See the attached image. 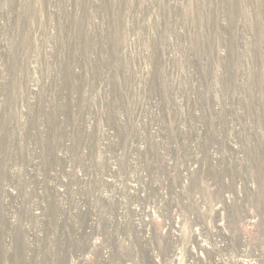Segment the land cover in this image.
I'll return each mask as SVG.
<instances>
[{"label":"built area","instance_id":"built-area-1","mask_svg":"<svg viewBox=\"0 0 264 264\" xmlns=\"http://www.w3.org/2000/svg\"><path fill=\"white\" fill-rule=\"evenodd\" d=\"M204 86L193 94L197 119L174 126L184 142L154 121L155 109H117L112 121L78 127L16 121L9 109L0 122L7 250L21 244L25 264H181L187 234L224 241L233 218L258 222L262 127L239 126V91ZM259 99L250 111H262Z\"/></svg>","mask_w":264,"mask_h":264},{"label":"rangeland","instance_id":"rangeland-1","mask_svg":"<svg viewBox=\"0 0 264 264\" xmlns=\"http://www.w3.org/2000/svg\"><path fill=\"white\" fill-rule=\"evenodd\" d=\"M214 81L241 93L239 126L262 127L260 219L233 218L224 241L187 234L181 264H264V107L248 105L264 99L256 90L264 87V0H0V122L9 109L16 121L40 117L60 127L112 121L117 109H155L154 121L184 142V128L174 126L197 119L193 94ZM5 198L0 189V215ZM2 234L0 264H25L21 244L10 252Z\"/></svg>","mask_w":264,"mask_h":264},{"label":"bare ground","instance_id":"bare-ground-1","mask_svg":"<svg viewBox=\"0 0 264 264\" xmlns=\"http://www.w3.org/2000/svg\"><path fill=\"white\" fill-rule=\"evenodd\" d=\"M263 190H264V189H263ZM262 195H263V194H262ZM262 195H261V196H262ZM263 197H264V196H263ZM259 208H260V206H259ZM263 217H264V216H263ZM232 222H233V221H232ZM237 228H238V227H237ZM186 236H187V235H186ZM187 238H188V237H187ZM232 238H233V236H232ZM191 239H192V238H191ZM189 240H190V239H189ZM182 242H183V241H182ZM182 242H181V243H182ZM189 243H191V242H189ZM233 244H234V243H233ZM230 245H231V244H230ZM241 249H242V248H241ZM242 252H243V251H242ZM195 255H196V254H195ZM242 264H243V263H242Z\"/></svg>","mask_w":264,"mask_h":264}]
</instances>
